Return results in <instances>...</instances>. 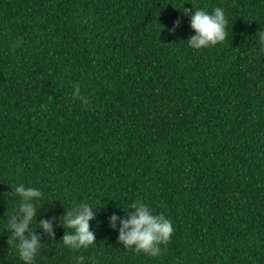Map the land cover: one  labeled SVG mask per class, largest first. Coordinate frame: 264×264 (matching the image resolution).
<instances>
[{
	"label": "trees",
	"instance_id": "trees-1",
	"mask_svg": "<svg viewBox=\"0 0 264 264\" xmlns=\"http://www.w3.org/2000/svg\"><path fill=\"white\" fill-rule=\"evenodd\" d=\"M218 7L225 41L189 47L183 8ZM261 30L264 0H0V264H24L7 243L20 184L42 193L33 264H264ZM137 200L172 223L156 257L109 227ZM81 203L96 240L72 250L62 216Z\"/></svg>",
	"mask_w": 264,
	"mask_h": 264
},
{
	"label": "clouds",
	"instance_id": "clouds-1",
	"mask_svg": "<svg viewBox=\"0 0 264 264\" xmlns=\"http://www.w3.org/2000/svg\"><path fill=\"white\" fill-rule=\"evenodd\" d=\"M190 15V28L195 33L187 42L189 47L195 50L215 46L225 41L228 33L225 31L227 20L224 10L215 8L211 14L196 9L183 8L185 16ZM180 25L179 18L174 22L170 33L174 32ZM260 51L264 52V30L256 33ZM73 99H77L84 107H88L91 103L90 98L83 95L80 91L79 84L74 86ZM10 194L18 196L20 203L18 210L12 213L8 218L7 231L11 233L7 243L16 244L19 258L24 264H33V260L38 254L42 245V236L30 232V226L35 221L37 208L33 201L39 199L42 193L35 188L25 187L20 184L15 187L14 192ZM131 211H127L125 218L117 217L115 214L109 217V227L118 229V243L123 245L124 249H133L137 254H144L149 257H156L161 254V245H166L173 234V226L170 220L163 215H155L149 205L137 200L129 206ZM96 212L86 203H81L77 207L64 213L65 231L61 237L63 245L78 250L88 248L93 245L96 240L95 233L91 231V222L95 219ZM55 218L50 217L39 222V229L44 237L49 240L55 239V228L53 222ZM59 226V225H58ZM83 257H78L79 261H83Z\"/></svg>",
	"mask_w": 264,
	"mask_h": 264
}]
</instances>
